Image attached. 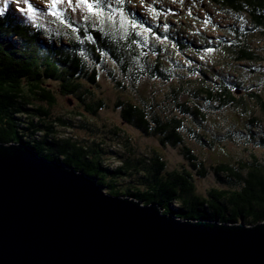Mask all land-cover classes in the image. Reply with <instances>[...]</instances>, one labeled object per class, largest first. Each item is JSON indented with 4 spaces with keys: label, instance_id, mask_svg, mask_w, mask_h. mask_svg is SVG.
I'll list each match as a JSON object with an SVG mask.
<instances>
[{
    "label": "trees",
    "instance_id": "1",
    "mask_svg": "<svg viewBox=\"0 0 264 264\" xmlns=\"http://www.w3.org/2000/svg\"><path fill=\"white\" fill-rule=\"evenodd\" d=\"M109 1L108 5L100 4L101 7L94 4V9L108 12L109 8H114L122 10L121 14L127 12L132 32L114 31L107 35L105 28L83 22L82 26L75 25L77 29L84 27L76 33V40L68 37L65 44L45 20L36 23L8 2L0 6V143L24 146L39 157L94 178L111 196L128 197L143 206L156 204L164 215L230 225L264 222V166L255 157L234 166L219 163L206 169L185 145L186 134L191 132L190 120L204 122L208 115L224 109L244 111L246 101L221 80L210 77L183 80V77H173L171 69L164 68L159 61L150 64V53L161 49L151 42L157 41L151 29L145 22L134 19L127 10L126 0H121L119 5L116 0ZM208 1L235 18L244 17L251 30H264V0ZM52 19L57 31L63 30L62 35L73 32L69 27L66 29L59 18ZM240 24V28L245 27L244 22ZM228 32L232 37L228 53L234 62L263 60L250 49L246 33L233 27H228ZM13 41L19 46H14ZM174 41L180 44L179 51H199V46L196 48L191 41ZM205 44L203 48L219 45ZM105 58L134 85L144 79L162 85V94L150 101L135 104L117 99L110 108L119 112L127 126L146 137H156L162 148H178L194 173L185 168L168 172L166 163L158 155L145 160L135 159L134 153L110 170L102 162L103 150L98 145L87 146L72 137L58 136L56 126H66L68 122L63 118H50V112L41 106L45 104L50 108L57 103L48 82L57 85L60 96L75 99L84 114L95 117L109 109L102 99H91L94 89L98 88L99 69ZM130 74L133 77H128ZM139 75L141 77H137ZM114 85L125 91V86L115 80ZM247 96L264 116V98L256 93ZM258 122L251 118L247 131L257 128ZM210 174L219 184H228V187L212 188L206 196L198 195L195 177L204 179ZM121 181L127 182L124 189L120 188ZM169 205L183 210L169 212Z\"/></svg>",
    "mask_w": 264,
    "mask_h": 264
},
{
    "label": "rangeland",
    "instance_id": "2",
    "mask_svg": "<svg viewBox=\"0 0 264 264\" xmlns=\"http://www.w3.org/2000/svg\"><path fill=\"white\" fill-rule=\"evenodd\" d=\"M5 2L10 3L36 23H43L45 20L53 31L56 30L55 33L58 35L56 37L63 38L62 44L69 41L68 37L76 40V33L84 27L77 29L75 25L82 26L83 22L97 24L102 30L105 28L104 32L106 30L107 35L114 31L119 34L133 31V27L128 23L130 22L128 13L121 14L120 9L109 8L108 12L98 10L100 15L97 16L89 15L83 8H70L60 3L55 10L58 15L53 16L49 14L46 0H0V6ZM72 2L74 3V0ZM91 3L101 7L100 4L108 5L110 1L91 0ZM126 3L127 10L134 15V19L145 22L151 29L152 35L157 39L151 42L161 47L158 52L150 53L148 61L150 64L159 61L164 68L171 69L174 73L173 77H183V80L194 77L221 80L246 101L247 106L244 111L224 109L208 115L204 122L189 121L191 132L186 134L185 145L203 167L208 169L219 163L234 166L240 161H251V157H255L264 166V116L247 96L256 93L264 98V30H251L250 23L244 20V17L235 18L231 13L213 6L208 0H144L145 5H151L152 14H149L146 7L137 0H126ZM28 7H32V13L27 11ZM52 18H59L66 24H64L65 28L69 27L73 32L62 35L63 30L57 31L55 19ZM241 22L245 23V27L240 28ZM228 27L246 33L250 49L263 60L234 62L228 53L232 42ZM174 40L191 41L196 48L200 47H198L199 51L190 49L179 51L177 47L180 44ZM205 42L212 43L213 46L216 43L219 45L217 48L207 46L203 48ZM12 43L14 46H19L17 42ZM99 72L98 88L92 90L91 99H102L109 109L103 110L95 117L84 114L75 99L60 96L57 93V85L48 82L47 86L55 94L57 103L50 108L45 104L41 106L47 108L50 118H63L68 122L66 126H56L58 136L72 137L87 146H91L92 143L98 145L103 150L102 162L110 170L119 167L121 162L131 158V153H134L135 159L145 160L153 158L155 154L158 155L166 163L168 172L185 168L194 173L184 161L178 148H162L156 137H146L127 126L120 119L119 112L110 108L117 99L130 100L135 104L141 100L150 101L152 97L162 94V85L148 79L134 85L131 81H127L115 64L107 58L101 64ZM128 77L133 76L130 74ZM114 80L125 86V91L116 88ZM32 105L37 106V104ZM79 114L82 115L79 117ZM251 118L257 119L259 125L248 132L247 126ZM126 185V181L120 182L121 189ZM226 185L219 184L211 174L204 179L195 177L196 192L201 196H206L207 191L212 188L225 189L228 187V184Z\"/></svg>",
    "mask_w": 264,
    "mask_h": 264
},
{
    "label": "water",
    "instance_id": "3",
    "mask_svg": "<svg viewBox=\"0 0 264 264\" xmlns=\"http://www.w3.org/2000/svg\"><path fill=\"white\" fill-rule=\"evenodd\" d=\"M0 264H264V222L164 215L0 143Z\"/></svg>",
    "mask_w": 264,
    "mask_h": 264
},
{
    "label": "snow or ice",
    "instance_id": "4",
    "mask_svg": "<svg viewBox=\"0 0 264 264\" xmlns=\"http://www.w3.org/2000/svg\"><path fill=\"white\" fill-rule=\"evenodd\" d=\"M120 2L121 0H116L117 5H119ZM137 2L141 4L142 6L146 7L149 14H152L151 5H145L144 0H137ZM60 3H64L65 6L70 7V8L71 7L83 8L89 15H93V14L97 16L100 15L98 11H94L95 6L93 5V3H91V0H74V3L72 2V0H46V6L50 10L49 11L50 15H53V16L58 15L55 10ZM27 11L29 13H32L33 12L32 7H28Z\"/></svg>",
    "mask_w": 264,
    "mask_h": 264
},
{
    "label": "clouds",
    "instance_id": "5",
    "mask_svg": "<svg viewBox=\"0 0 264 264\" xmlns=\"http://www.w3.org/2000/svg\"><path fill=\"white\" fill-rule=\"evenodd\" d=\"M172 210H183V209H177V208H174V207H172L171 205H169L168 211L170 212V211H172ZM157 211H158V209H157ZM248 227H249V228H252L253 225H248Z\"/></svg>",
    "mask_w": 264,
    "mask_h": 264
},
{
    "label": "bare ground",
    "instance_id": "6",
    "mask_svg": "<svg viewBox=\"0 0 264 264\" xmlns=\"http://www.w3.org/2000/svg\"><path fill=\"white\" fill-rule=\"evenodd\" d=\"M102 189L105 191V189L102 187ZM106 193V192H105ZM107 194V193H106ZM162 213V212H161Z\"/></svg>",
    "mask_w": 264,
    "mask_h": 264
}]
</instances>
